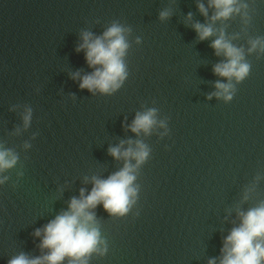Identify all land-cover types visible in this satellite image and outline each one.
Returning a JSON list of instances; mask_svg holds the SVG:
<instances>
[{
  "label": "water",
  "instance_id": "1",
  "mask_svg": "<svg viewBox=\"0 0 264 264\" xmlns=\"http://www.w3.org/2000/svg\"><path fill=\"white\" fill-rule=\"evenodd\" d=\"M237 2L246 7L212 21L209 0H0V149L17 156L0 171V264L46 255L36 230L93 178L136 165L111 154L122 142L149 155L127 213L89 210L102 242L87 264H220L239 213L264 203V0ZM196 23L214 35L201 40ZM113 25L128 44L125 79L107 93L81 88L95 70L77 50L84 33ZM221 32L250 65L241 81L214 71L227 59L212 47ZM217 82L233 85L231 99ZM152 109L151 129L132 131Z\"/></svg>",
  "mask_w": 264,
  "mask_h": 264
},
{
  "label": "clouds",
  "instance_id": "2",
  "mask_svg": "<svg viewBox=\"0 0 264 264\" xmlns=\"http://www.w3.org/2000/svg\"><path fill=\"white\" fill-rule=\"evenodd\" d=\"M200 10L207 16V8L203 3L199 5ZM209 7L214 8L215 14L212 21L226 19L234 12H239L241 7L237 0H209ZM167 12H162L161 17H166ZM191 13L189 14V17ZM201 40L214 35L215 30L211 24L196 23L194 25ZM123 28L113 25L102 36L94 37L92 33L86 32L83 35V43L77 49H86V59L94 71L82 77L80 87L88 88L90 91L100 90L110 92L120 87L125 79L126 67L123 57L128 44L123 35ZM260 41L252 42V49L257 47ZM212 47L216 49L217 55H223L227 59L215 66L214 71L223 77L237 81L243 80L250 71V65L244 62V54L240 48L234 46L225 38L223 32L212 41ZM99 65V67H96ZM77 75H79L77 73ZM217 96L231 99L233 85L231 83L217 82ZM155 110L137 114L132 131L139 133L141 130L148 132L156 123ZM31 113L25 116V123L30 120ZM131 143V142H130ZM123 142L120 146L112 147L110 152L113 156L126 160L135 158L136 165L126 163L124 168L113 173L107 179H94V187L91 192L85 195L81 189L80 198L73 197L68 210L57 215L53 220L37 229L35 235L43 233L41 242L42 248L49 249V252L36 258H29L20 254L9 261V264H62L66 257L70 258L68 264H87L86 257L93 251H98L97 245L101 243L99 229L95 226V215L89 211L99 203L111 214L124 215L129 211L137 189L132 186L135 179L134 169L144 162L149 155L148 148L140 142L133 149H123ZM17 162V156L7 149H0V171L11 168ZM3 179H6L4 177ZM0 179V183L3 182ZM240 224L234 227L225 238L224 255L220 264H264V203L258 207L240 212ZM209 264H216L215 259Z\"/></svg>",
  "mask_w": 264,
  "mask_h": 264
}]
</instances>
